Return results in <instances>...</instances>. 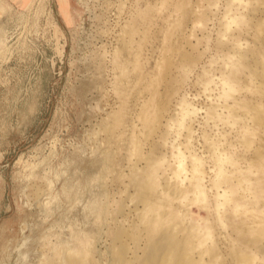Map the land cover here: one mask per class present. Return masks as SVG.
<instances>
[{"label": "rangeland", "instance_id": "obj_1", "mask_svg": "<svg viewBox=\"0 0 264 264\" xmlns=\"http://www.w3.org/2000/svg\"><path fill=\"white\" fill-rule=\"evenodd\" d=\"M66 1L69 15L72 20L70 26L66 25L59 15L57 0H30L25 8L12 7L6 12H3L0 7V182L5 189L3 195L5 203L3 205L1 202L0 207V222L7 216V201L9 203L11 198H16L17 200L16 206L13 205L12 209L20 212L17 223L24 219L28 221V219L31 218L29 224L22 223L20 229H16L13 238L0 237L1 264L7 263V260L9 264H18V250H20L22 254L25 252L29 253L32 256H30L31 264H35L39 259L37 255H39V248L43 242H53L58 235H62V240H66L72 233L75 234L79 227L81 228L82 223L87 225L88 231H92L91 234H97L101 228L103 235L99 241L101 244H99L98 248L101 253L106 250L111 243L110 232L114 230V222L111 221V217H108L109 220L107 218L106 226L100 227L101 222L96 218L97 212L94 210L91 211L90 209H92V207H87V204L90 201V203H93L98 200V202L101 203L105 202L106 199L104 196L108 193L107 207L108 210L112 212L113 209H116L117 200L125 197L127 193L133 194V189L128 187V182H130L131 179V176L128 175L130 174L129 166L133 165L136 159L134 157L130 158L128 155V148L130 147L129 138L131 137L129 125L131 122L137 123V126L139 125L136 131L137 136L139 139L143 140L141 125L138 124L135 117L139 110V107L135 106V101L140 99L139 103H142L149 98L145 89L147 91L149 90L153 80L162 82L159 87L160 93L164 92V83L166 81L170 82V90L173 91V93L171 92L172 95L170 94L169 96L168 108H170L172 114L175 115L173 124L176 126L173 125L169 136H167L169 140L176 138V133H181L180 135L183 134L179 137L180 141L183 140L185 132L178 126L179 119H177L181 117L180 112H178L180 110L179 102L184 92L187 94V98L191 99L188 100H190V104L192 103L191 105L197 110L195 113L196 115H188V118H184L185 121L183 122L187 123L190 120L187 124L190 123V125L193 126L194 136H192V146L195 153L198 154V157H203L201 158L202 162L205 161L203 162V170L207 172L208 175L210 174V177L214 176V174H211L213 172H210L214 169V163L213 160L210 159V150L207 143L203 140L204 136H210V139L219 140L221 149L228 154V157H232V159L236 161L233 166L231 164L233 160H230L228 164H223V167L229 174H231L235 168L240 169L241 165L242 171L245 172L244 162L239 161V159L244 157L252 159L254 150L257 147V138L252 136L248 138L254 141L250 146L252 148L246 149L241 147L239 145V135L236 136L240 132L241 124L238 123L237 125V123L233 122V120L231 121L229 117V121H226L227 118L225 117L226 114L224 110L215 108L214 113H211L212 111H210L209 108L210 104L211 107H214L216 104L219 107V105L223 106V103L227 102V106H231V104L233 105V101L238 103L239 99L243 100L246 98L249 100L251 96L252 99L258 96L256 93L252 92L254 90L251 88L252 85L249 84L247 79L246 69L242 67V70L241 68V63L242 66H244L246 60H241L240 66L236 65L238 64V57H236V54L233 55L234 53H232L231 50L234 52V45L232 44H234L236 40H239L240 43L242 42L241 44L244 46L248 44L247 47H245H249V49L259 47V43L255 42L253 39V29L248 20H253L251 13H253L252 11L254 9L264 12V6L262 5L264 0L263 2L260 1L262 4L260 2L256 4L257 2L255 0H204V2L203 0H200L201 2H199V0H188L187 2L189 5L187 4V7L192 8L191 11L193 10V15L190 14V16L188 15V17H185V22L183 20V24L178 27L177 30L175 24L172 26L173 23H176L179 19L181 20V11L174 7L175 3V6H177V0ZM228 1H232L233 5L231 4V6H234L233 9H231L232 7L228 8ZM194 10L198 17L195 16ZM199 10L202 11L199 13ZM223 10L229 12L233 11L232 14L228 12L230 15L229 19L226 16V20H224L225 14L223 15ZM263 16L264 15H261L260 17ZM232 17L236 19L233 21ZM243 18H245V21L248 23H245ZM175 19L177 21H175ZM185 23L188 24L186 25ZM122 29H125L127 34H124ZM171 31H176L173 32L175 37L169 35ZM178 33L180 35H177ZM120 36L124 37V41L127 43L130 41L126 49L129 55L127 69H125V72L128 73L126 76L120 75L118 70H113L114 59L118 57L117 55H121V52H117L118 48L122 46ZM116 38L118 40H115ZM178 40L180 43L176 42ZM174 42L176 43L173 44ZM130 43L132 44L130 45ZM194 47L196 48L194 49ZM145 48L146 50H144ZM181 48L184 50H181ZM235 49V51L238 52L237 48ZM188 54L190 55L189 57ZM223 55H225V58H223ZM227 55L229 57H227ZM246 55L247 61L251 62V54L247 52ZM146 57L151 58V60L146 62ZM195 57H197L198 64L195 63L197 61ZM193 59L195 61H193ZM223 60H229V62L226 61V63ZM167 61H169V64L172 66H170L171 69L169 70L166 69L164 65H167ZM156 62H159V67L155 69ZM191 62L192 65L195 66H192ZM233 62L235 63L233 64ZM162 64L165 66V69L162 68L164 67ZM224 65L226 66L224 67ZM139 67L142 68L140 69ZM201 67H203V70ZM214 67L216 70H213ZM218 69L227 72L220 70L219 73ZM202 71L204 75L201 73ZM241 71H243V75H241ZM166 72L169 74H166ZM209 72H213L214 74L212 73L207 76ZM238 72L241 79L237 74ZM222 74L228 78L231 86V92L230 90L228 91L226 87V95H222V89L220 90L219 84L216 90L214 88L219 78L224 77ZM201 75L203 77H201ZM210 75L213 77L211 78ZM220 75H222V77ZM137 77H139V79H137ZM149 79L151 81H149ZM198 80L201 81L199 82ZM207 81H211L213 84L215 83L214 86L213 84L209 85L210 82H208V84ZM257 82L258 81H255L256 84ZM204 83L208 84L206 86L207 88ZM204 87L206 88V92ZM208 88L210 90L211 88L213 89L209 91ZM207 89L209 94L207 93ZM217 90L218 92H216ZM232 90H234V92ZM138 91L139 93L140 91L142 93L144 92L143 95H135ZM212 92H216L217 94ZM122 93L126 96H123ZM119 95L121 96L119 97ZM128 95L131 96V98ZM192 95L194 98L199 95V98L194 99ZM227 95H229V98ZM223 97L226 98L224 99ZM161 98L160 101L162 103L165 101V97L162 96ZM207 99L209 100L207 101ZM213 100L214 102H212ZM175 102L177 104H175ZM121 104L123 107H120ZM193 104H196V107ZM123 108L125 109L123 110ZM217 109L218 112L221 113V117L224 116L225 119H222L220 116V119L216 117ZM112 110L118 111L120 115L116 116L117 119L107 120V115L110 114ZM239 112L241 113L243 111L240 110ZM122 114L123 116L125 115L124 121H122V118L120 119ZM207 114L210 118L207 117ZM103 119L105 120L103 121ZM216 122H218V124ZM213 123H216L217 130L212 127ZM263 126L262 130L264 131ZM211 128L213 129L211 130ZM262 130L260 135H262ZM139 131L140 133H138ZM216 131L218 133L220 132L221 136L219 134L217 135ZM94 133H96V135ZM163 134L166 135L165 128L156 130L155 134H152L153 137L151 136L148 142L162 144L160 137H166ZM233 138H235V142H233ZM179 139L176 138L178 141ZM223 143H225V147ZM231 146L235 147V149L238 148L237 151H234V148L231 149ZM146 151L147 148H145V152ZM233 156H239L238 160L236 157L233 158ZM205 158L208 160L206 161ZM127 159H130L129 164ZM263 161L262 159L259 160L258 166L260 167L252 169L249 173L245 172L246 177L252 180L245 183L244 186L248 183L253 184L256 178L258 179L264 176V169H262L264 166ZM102 163L108 165L107 172L99 174L98 171L101 170ZM137 166L138 168H142L145 165L143 162H139ZM102 170H104V168ZM161 173L162 171L159 173L160 180L161 177L162 179L164 177L162 175L163 173ZM120 176H123V180L119 178ZM121 180L122 182H120ZM231 182L221 185L227 193L229 192V195H233V190L229 189V187L231 188L230 184H236L235 180H231ZM7 185L10 189L14 186V188H12L13 190L8 192ZM206 185L208 186V183ZM126 187L128 188L125 189ZM108 189L110 191L107 192ZM255 189L256 188H254L255 196L257 195L260 202L258 205H256L255 202H250L249 206L256 208L254 214L258 213L260 218L264 211L263 194H261L262 189ZM101 190L103 192H101ZM240 191L241 189H238L237 192H234V194H236L234 196L236 197L239 193V195H241L242 192ZM207 194L208 195H206V198L203 200H206L205 203L200 200L197 202L198 204L194 202V204L189 207L193 218L197 215L203 218L206 217L208 214V209L206 207L211 206L212 208L214 199L210 196V191ZM189 196L190 198L188 199H191V195H188V197ZM179 201L180 200L173 202V204H176H174L175 207H181L182 203H184V200H182L183 202L181 201V204ZM209 203L211 205H209ZM204 204H206V207ZM24 206L29 209V211L22 213ZM31 206L32 208H30ZM201 206L204 210H202L203 208ZM249 206L245 205L244 207L247 209ZM228 207H231L230 203L225 207L227 211L223 218L226 228L227 225L236 224L240 218H238L236 214L238 215L240 210L242 212L244 209V207L237 208L238 212L235 214L234 211L229 210ZM10 208L9 210H11ZM83 208L84 210H82ZM139 209H142L140 205ZM248 211H251V209ZM247 213L246 216H248ZM255 216L258 218L257 215ZM118 220H121V218H118ZM132 220L136 221V223L138 222L134 215L130 217V221ZM210 220L211 222L214 221L212 223L214 226H212L211 229L212 239H216L219 245H222L220 243L223 242V236H225L227 232L224 231L225 229L222 228L220 222L217 221L216 215L213 214ZM173 223L175 224L176 222ZM67 224L71 227H68ZM231 225L229 227H231ZM95 226L97 228L99 227V230ZM56 227L58 228L56 229ZM23 232L25 234L24 237ZM228 232H230V230H228ZM232 236L235 237L236 234L234 233ZM45 237L46 239H44ZM24 240H29V242L26 244L25 248L20 249L19 247ZM9 242L10 245L8 244ZM210 242L211 240L207 239L206 243L210 244ZM220 247L223 248V245ZM6 250L7 252L5 253ZM44 252L45 254L50 253Z\"/></svg>", "mask_w": 264, "mask_h": 264}, {"label": "bare ground", "instance_id": "obj_2", "mask_svg": "<svg viewBox=\"0 0 264 264\" xmlns=\"http://www.w3.org/2000/svg\"><path fill=\"white\" fill-rule=\"evenodd\" d=\"M177 1H178L177 6H175V4H176L175 3L174 7L178 8L182 14L181 15L179 14L181 16V20L179 18H178L179 21H177L175 19V21H177L176 23H178V24L173 23L174 21L171 22V23H173L172 26L174 24L177 26V27H175L176 30L178 27H180L183 24V20L185 22V17H188V15L190 16V14H192V11H193V10L191 11V9H192L191 7H189V8L187 7V4H188L187 1L188 0H177ZM201 1L199 0V2H201ZM237 1H240V0H237ZM255 1L257 2L256 4H258L260 1L263 2V0H255ZM203 2H204V0H203ZM230 2H229L230 4L228 3L227 6H228V8L232 7L231 9H233L234 6H231L232 1H230ZM262 5L264 6V2ZM249 6H251V5H249ZM57 7H58V13L62 17L64 23L66 25L70 26L72 24V20H71V17L69 15V11L67 8V1L66 0H57ZM202 8H203V6H202ZM195 10H194V14H195ZM159 11H160V9H159ZM200 11H202V10H199V13H200ZM173 12H174V9H173ZM228 12L229 11L223 12V15L225 14L224 20H226L225 19L226 16L228 17V19L230 18V15L228 14ZM232 12H229V13L232 14ZM252 12L253 13H251V15H252L253 20L249 19L248 21L251 24V28L253 29V39L255 40V42L259 43V47L249 49V47L246 48L248 44L245 45L246 46L245 47L244 45L241 44L242 42L240 43L239 40L235 39L236 41L234 42V44H232V45H234V52H233V50H231V51H232V53H234L233 55L236 54L237 55L236 57H238V59L236 58L237 63H238L236 65L240 66V63H241L240 61L246 60L244 62V66H242V63H241V68L243 67L246 69L247 79L249 81V84L253 86V87L251 86V88L254 90V91H252V90L251 91L253 93H256L259 97L257 96L256 98L252 99L251 98L252 96H251L250 97L251 100L250 99L248 100L246 98H244L243 100L239 99L238 103L233 101V105L231 104V106H227V102H224L223 104L226 106H224V105L220 106L219 105V107H218L216 104L214 107H211V104L208 103V104H210L209 110L212 111L211 113H214L215 108H220V109L225 111V114H226L225 117L227 119L229 117V119H231V121L233 120V122L237 123V125H238V123H240L242 125V126L240 125V128H241L240 132L236 135V136L239 135V137H238L239 142H240L239 145L241 147H244L246 149L247 148L251 149L252 147H250V146L252 145V143L254 141L251 138H250L251 140L248 139L249 136L257 138V140H256L257 147L255 148V150L253 149L254 153L252 155V159L245 158V157L239 159V161L244 162L243 165L245 166V170H246L245 172L246 173H249V171H251L252 169L260 167V166H258L259 160H261V159L264 160V146H263L264 131L262 130V126L264 125V104H263L264 103V18H263L264 16L260 17L261 15H264V12L259 11V10H255V9ZM203 14H204V12H203ZM216 15H217V13H216ZM195 16L198 17L197 14H195ZM213 16H214V14H213ZM232 18H233L232 19L233 21H234V19H236L234 17H232ZM196 20H198V19H196ZM243 20L245 21V18H243ZM221 21H222V19H221ZM189 22H190V20H189ZM209 22H211V21H209ZM246 22L247 21H245V23ZM250 24H249V28H250ZM126 25H128V24H126ZM202 27H204V26H202ZM185 30H186V28H185ZM249 31H251V30H249ZM122 32L125 34L126 33L125 29L124 30L122 29ZM173 32H176V31H173ZM173 32L171 31L169 33V35L170 36L173 35V37H175ZM181 34H182V32H181ZM177 35H180V34L178 33ZM173 37H172V39H173ZM178 37H180V36H178ZM120 38L122 41V46L120 45L121 48H118L117 52H121V55L120 56L117 55L118 57H116V59H114L113 70L114 69L118 70V72H120V75L126 76L128 73L125 72L126 71L125 69H127V61L129 59V55H128L126 49H127L128 43L130 41L127 43L126 41H124V37L120 36ZM120 38H119V40H120ZM170 39H171V37H170ZM190 39H191V35H190ZM115 40H118V39L116 38ZM174 40H175V38H174ZM179 40L176 42L180 43ZM116 42H118V41H116ZM142 42H144V41H142ZM176 42H174L173 44H175ZM131 44L132 43H130V45ZM230 46H231V44H230ZM195 48L196 47H194V49ZM235 48H237L238 52L235 51L236 50ZM182 49L183 48H181V50ZM225 49H227V48H225ZM144 50H146V48ZM149 50H151V49H149ZM179 51H180V49H179ZM217 52H219V51H217ZM217 52H215V53H217ZM247 52L249 54H251V56H252L251 62H248L246 59L247 58V55H246ZM230 55H232V54H230ZM189 56L190 55L188 54V57ZM223 56H224L223 58H225V55H223ZM186 57H187V55H186ZM227 57H229V56L227 55ZM124 58H125V60H124ZM191 58H193V57H191ZM195 58H196L195 60H197V57H195ZM226 59H230V58H226ZM135 60H136V58H135ZM150 60H151V58H147L146 62H149ZM195 60L193 59V61H195ZM223 61H225V60H223ZM167 62H168L167 65L166 64H164V65L166 66V69L169 70V69H171L170 68L171 65L169 64V61H167ZM212 62H210V63H212ZM227 62H229V60ZM163 63H164V61H163ZM195 63L198 64L199 63L198 60ZM234 63L235 62H233V64ZM250 63H251V65H250ZM135 64H137V63H135ZM212 64H214V63H212ZM191 65H192V62H191ZM229 65H231V64H229ZM165 66L162 68L165 69ZM192 66H195V65H192ZM192 66H191V68H192ZM208 66H209V64H208ZM225 66L226 65H224V67ZM234 66H231V67H234ZM158 67H159V62H156L155 69ZM135 68H137V67H135ZM202 68L203 67H201V69ZM243 68H242V70H243ZM164 69H163V71H164ZM210 69H212V68H210ZM210 69H209V71H210ZM213 70H216L215 67ZM213 70H211V71H213ZM220 70H222V69H220ZM220 70H219V73H220ZM225 70H226V68H225ZM225 70H222V71L227 72ZM233 70H235V69H233ZM113 72H116V71H113ZM231 72H232V70H231ZM241 72H242L241 75H243V71H241ZM167 73L168 72H166V74ZM201 73H203V75H204L203 71ZM212 73L209 72L207 76H209V74H212ZM141 74L144 76V74L142 72H141ZM237 74L239 76V72ZM120 75H118V76H120ZM189 75H191V74H189ZM199 75H200V73H199ZM222 75L224 76V74H222ZM222 75H220V76L222 77ZM207 76H206V78H207ZM201 77H203V76L201 75ZM210 77L212 78L213 76L210 75ZM240 77L241 76H239V78ZM137 79H139V77H137ZM210 80H212V79H210ZM216 80H218V79H216ZM149 81H151V80L149 79ZM255 81H258L257 84L255 83ZM196 82H197V76H196ZM205 82H206V80H205ZM208 82H210V84ZM161 83L162 82H160L159 80H156V81L153 80L151 85H150L149 90L147 91L145 89L149 98L144 100L142 103H139L140 99L135 101L136 102L135 106L139 107V110L137 109L138 112L136 113L135 117L137 119L136 121L138 122V124L141 125V128H142L141 135H142L143 140L139 139V137L137 136L136 131L138 130L137 127L139 125L137 126L136 125L137 123L135 124L134 122H131V124L129 125V132L131 133V135H130L131 137L129 138L130 147L128 148V155L130 158L134 157L136 159V162L133 165L129 166V173L130 174L128 176H131L130 177L131 179H130V182H128L129 183L128 187L130 189H133V194L127 193L125 197H122L119 200H117L116 209L115 210L113 209L112 212L109 211L108 207H107L109 194L106 192H105L106 195L104 196L106 199V201L104 199L105 202L102 201L103 203H101V202H98L99 201L98 200V201H95L93 203H90L91 202L90 201L87 204V207H90V206L92 207V209H90L91 211L94 210L97 212V217L96 216L95 217L98 220H100V222H101L100 227L106 226V221H107L108 217H111V221L114 222V230L112 232H110L111 236L109 235L111 238L110 239L111 240L110 245L106 248V250H104V252L101 253L100 249L98 248L99 244H101V243H99V241L101 239V236L103 235L101 228H100V231H98L99 227L97 228L95 226L98 229L97 230L98 233L97 234H91L92 231L89 230L90 231L89 232L87 229L88 228L87 225H85V223L81 222L83 226L80 224L81 228L77 227L78 231L75 234L72 233L70 235V237L67 238L66 240H62V238H61L62 235H58V236H56V238L53 242H49V241L43 242V244H41V246L39 248L40 249L39 253H38L39 255H37V256H39V259L36 261L35 264H264V211L262 213V216L259 218L258 213L254 214V212H256V208L249 206L250 202H253V203L255 202L256 205H258V203L260 202V200L257 198V195L255 196L254 188L262 189L261 194H263L262 198L264 200V176H261L262 178L261 177L258 179L256 178L255 183H253V184L248 183L247 184L248 186L247 185L244 186L245 183L250 182L252 179L246 177L245 172H243L242 171L243 169H241L242 165H241L240 169L235 168L231 174L226 172L225 168L223 167L224 166L223 164L224 163L228 164V162L230 160H233V163H231L233 166V165H235L236 161L234 159H232V157H228V154H226L221 149V145L219 143V140L210 139L209 138L210 136H204L203 140L205 141V143H207V145L209 147V150H210L209 156H210V159H212L213 163H214L213 171L210 169L211 170L210 172H213L211 174L212 175L214 174V176L211 175L212 177H210L209 176L210 174L208 175V173L203 170L204 169L203 168V162H205V161L202 162L201 158H203V157H201V156L198 157V154L195 153L194 148L192 146V144H193L192 136H194L193 135L194 132L192 129L193 126H191L190 123L187 124L190 120L188 122L186 121L187 123L183 122V121H185L184 118H188L187 117L188 115H190V114L194 115L197 112V110L191 105L192 103L190 104L189 101L191 99L187 98V96H186L187 94L185 92L183 93V97L181 98L180 102L178 100L179 106H180V108H179L180 110L178 112H180L181 117L177 118V119H179L178 120V122H179L178 126L181 127L182 131H184L185 134H184L182 141H180V139H179V137L183 135V134L180 135L181 133H176V138L179 139V141L176 140V138H174L173 140H169V138L167 136H169V133L171 132V130L173 128V125H175V124H173V121L175 119L174 118L175 115L172 114L171 109L168 108L169 107V96H170L171 92L173 93V91L170 90V82L166 81L164 83V85H165L164 86V92L160 93L159 87H160ZM174 83H175V81H174ZM207 83L209 85L213 84V83H211V81H207ZM204 84H206V83H204ZM208 84H206L205 87ZM214 84H213V86H214ZM218 84H219L220 90L222 89L221 90L222 95H226L225 94V93H227L225 90L226 87H227L228 91L230 90V92H231L230 82L226 76H224L223 78H219V81L217 82L216 86L214 87L215 90H216V87H218ZM206 88H205V92H206ZM208 89H207V93L209 91H211L213 88H211V90L209 89V91H208ZM232 91L234 92V90H232ZM124 92H126V91H124ZM216 92H218V90ZM216 92H212V93H216ZM143 93L141 91L139 93V91H138V93H136L135 95L140 96V94H141V96H142ZM122 94H123V96H126V95H124V93H122ZM184 94H185V96H184ZM238 95H239V93H238ZM120 96L121 95H119V97ZM162 96L165 97V101L162 100L163 102L161 103L160 100L162 99L161 98ZM188 96H189V94H188ZM198 96H196L195 98L198 99L199 98ZM206 96H207V94H206ZM206 96H205V98H206ZM219 96H220V94H219ZM227 96L229 98V95H227ZM129 97L131 98V96H129ZM192 97H193V95H192ZM217 97H214V98H217ZM128 98H126V99H128ZM223 98H222V100H223ZM231 98H233V97H231ZM188 99H190V100H188ZM208 100L209 99H207V101ZM212 102H214V100ZM175 104H177V103L175 102ZM124 105H125V102H124ZM121 106L123 107L122 104L120 105V107ZM124 109L125 108H123V110ZM240 110L243 112L240 113L239 112ZM217 112H218V109H217ZM217 112H216V117H218V119H220L219 116L221 117V113L220 112L217 113ZM117 115H120V114H118V111L112 110L110 112V114L107 115L106 119L107 120L117 119V117H116ZM193 115H190V116H193ZM124 116L122 114V116L120 117V119L122 118V121H124ZM177 116H178V114H177ZM212 116H213V114H212ZM207 117H209L208 114H207ZM223 117L224 116H222L221 118L225 119V117L224 118ZM211 119H212V117H211ZM227 119H226V121H229V119L228 120ZM104 120L105 119H103V121ZM213 121H214V119H213ZM163 122H164V124H163ZM216 123L218 124V122H216ZM216 123L212 124L213 125L212 127L215 128V130H217ZM207 124H209V123H207ZM231 124H232V122H231ZM233 125H236V124H233ZM161 128H165V131H166V135L163 134L166 137H164L163 135H162L163 138L160 137V140H162V144L161 143L156 144V143L148 142L149 138H151L152 134H155V131L160 130ZM213 128H211V130ZM215 130H214V132H215ZM261 130H262V135H260ZM182 131H179V132H182ZM138 133H140V131ZM222 133H223V131H222ZM94 134L96 135V133H94ZM216 134L220 135V132L219 133L217 132ZM173 135H174V133H173ZM225 135H224V139H225ZM227 136H229V135L227 134ZM214 138H215V136H214ZM229 138H230V136H229ZM234 139L235 138H233V142H235ZM110 141H111V139H110ZM224 144L225 143H223V145ZM227 146H229V145H227ZM224 147H225V145H224ZM237 147H239V146H237ZM145 148H147L146 152H145ZM233 148L235 149V147L231 146V149H233ZM95 149H98V148H95ZM237 149H235L234 151H237ZM228 150H229V148H228ZM229 154H230V152H229ZM236 154H237V152H236ZM244 156H245V154H244ZM235 157L236 156H233V158H235ZM238 157H236L237 160H238ZM127 160H128V164H129L130 159H127ZM205 160H206V158H205ZM139 162H143L145 166L142 168H138L137 163H139ZM205 164H208V163H205ZM261 166H263V165H261ZM102 167L104 168V170H102L103 169ZM234 167H236V166H234ZM107 168H108V165H106L105 163H102L101 170H99L98 173L99 174L106 173ZM262 169H264V166ZM161 171L163 173V174L162 173L161 174L164 177H163V179L161 177V180H160L159 179L160 178L159 173ZM207 171H209V170H207ZM128 176H126V177H128ZM122 177L120 176L119 178L122 179ZM122 180L120 182H122ZM231 180H235V182H236V184H232V185L230 184L231 188L229 187L230 190H233V192H232L233 195H229V192L227 193V191L224 190L221 186L223 184L230 183ZM207 183H208V186L206 185ZM128 187H126L125 189H127ZM238 189H241L240 192H242V193H241V195H239L240 194L239 193L235 197L234 195H236V194H234V192H237ZM108 191H110V190L108 189L107 192ZM209 191L211 192L210 196H212V198L214 199L213 204L210 201V203L212 204V208H211V206L206 207V204H204L205 207L208 209L207 216L203 218L200 215H197V213H196L197 216L195 218H193L189 207H191V205H193L194 202L197 203L200 200L202 202L206 198V195H208L207 193ZM101 192H103V191L101 190ZM245 193H246V195H245ZM188 195H191V199H188V198H190V196L188 197ZM109 197H111V196H109ZM177 200H180L179 201L180 204L183 202L182 200H184V203H182L181 207H175L174 206L175 203L173 204V202H175ZM203 202L205 203L206 200ZM208 202H209V200H208ZM109 203H111V202H109ZM210 203H209V205H211ZM228 203L231 204V207L230 208L228 207L229 210L234 211L235 214L238 212L237 208H239V207H244L245 205H248L251 208L248 207L249 209L248 208L245 209V207H244L242 212L240 210L239 214L238 215L236 214V216L238 218L240 217L239 220L236 222V224H234V225L230 224L231 227H229L230 225H227V228H226L225 223H224L225 221L223 220V218H224L225 212L227 211V210H225L226 209L225 207H226V205H228ZM114 205H115V203H114ZM139 205L142 207V209H139ZM30 208H32V206ZM258 208L260 209L259 206H258ZM250 209H251V211H248ZM82 210H84V208ZM202 210H204V208ZM87 212H88V208H87ZM83 213H85V212H83ZM204 213H205V211H204ZM246 213L248 214V216H246ZM213 214L216 215L217 221L220 222L221 227L225 229L224 230L225 232H227V234H225V236H223V242L220 243L223 245V248L220 247L222 245H219V243L217 242L216 239L215 240L212 239L211 229H212V226H214L212 224L214 221L211 222L210 217L213 216ZM132 215H134V217L137 219V221H138L137 223L134 220L130 221V217ZM193 215H195V214H193ZM255 215H257L258 218H256ZM90 216H91V214H90ZM93 216H94V214H93ZM118 218H121V220H118ZM108 220H109V218H108ZM84 221H85V219H84ZM113 222H112V224H113ZM173 222H176V223L174 224ZM67 226H68V224H67ZM107 227H108V224H107ZM57 228L58 227H56V229ZM91 228H94V227H91ZM105 230H106V228H105ZM228 230H230V232H228ZM60 232H61V230H60ZM234 233L236 234L235 237L232 236V234H234ZM24 235L25 234L23 232V237H24ZM44 239H46V237ZM207 239L211 240L210 244L206 243ZM28 242H29V240H24L22 242V245L19 248L20 249L25 248V246ZM44 251H46V253L50 252L51 254L50 253L45 254ZM18 254H19L18 264H31V261H30L31 255L29 253L25 252L22 254L21 251L18 250Z\"/></svg>", "mask_w": 264, "mask_h": 264}, {"label": "crops", "instance_id": "obj_3", "mask_svg": "<svg viewBox=\"0 0 264 264\" xmlns=\"http://www.w3.org/2000/svg\"><path fill=\"white\" fill-rule=\"evenodd\" d=\"M29 2H30V0H0V7H1L3 12H6V11H9L12 7L13 8L14 7L25 8L29 4ZM12 188H14V186L11 187V189H10V187L7 185L8 192L10 190H13ZM4 192H5L4 186L0 182V207H1V202L3 203V205L5 203V200L3 198ZM8 194L11 195L10 193H8ZM16 202H17L16 198H11V200H9V203L7 201V204H8L7 205L8 206L7 216L0 222V237L2 236L4 238H13V236L16 232V229L19 230L22 223L29 224V221L31 218H29L28 221H26V219H24L23 221H19L17 223V220L19 219L18 215H20L19 214L20 212H18L15 209H12L13 205L16 206ZM9 208L11 210H9ZM25 211H29V209L25 208V206H24L22 213H24ZM8 244L10 245V242ZM6 252H7V250L5 251V253ZM0 264H1V257H0ZM2 264H9V262L7 260V263H2Z\"/></svg>", "mask_w": 264, "mask_h": 264}]
</instances>
